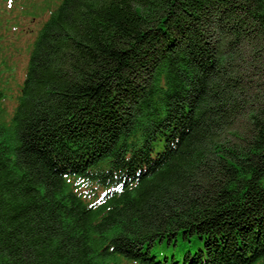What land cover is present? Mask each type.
I'll return each instance as SVG.
<instances>
[{"label":"trees","instance_id":"16d2710c","mask_svg":"<svg viewBox=\"0 0 264 264\" xmlns=\"http://www.w3.org/2000/svg\"><path fill=\"white\" fill-rule=\"evenodd\" d=\"M49 11L12 110L0 59V264H264V0Z\"/></svg>","mask_w":264,"mask_h":264},{"label":"rangeland","instance_id":"374dc122","mask_svg":"<svg viewBox=\"0 0 264 264\" xmlns=\"http://www.w3.org/2000/svg\"><path fill=\"white\" fill-rule=\"evenodd\" d=\"M58 3V0H27L17 2L18 6L24 5L23 11H15V22H11L7 28L0 32L3 36L0 59L7 61V66L12 69L14 81L7 88L9 100L6 105L13 109L15 98L18 94L17 84L21 83L25 76L26 66L29 60V49L42 23L48 18L51 9ZM33 7V8H32ZM8 10V6L5 5ZM8 14V13H7ZM3 22H6L7 15H3ZM36 17V19H35ZM8 22V21H7ZM14 27H17L16 29ZM11 73L6 74L10 78Z\"/></svg>","mask_w":264,"mask_h":264}]
</instances>
